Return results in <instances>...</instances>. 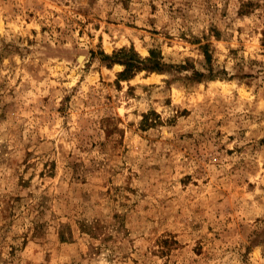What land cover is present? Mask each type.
Instances as JSON below:
<instances>
[{"label": "rangeland", "instance_id": "rangeland-1", "mask_svg": "<svg viewBox=\"0 0 264 264\" xmlns=\"http://www.w3.org/2000/svg\"><path fill=\"white\" fill-rule=\"evenodd\" d=\"M0 264H264V0H0Z\"/></svg>", "mask_w": 264, "mask_h": 264}, {"label": "trees", "instance_id": "trees-1", "mask_svg": "<svg viewBox=\"0 0 264 264\" xmlns=\"http://www.w3.org/2000/svg\"><path fill=\"white\" fill-rule=\"evenodd\" d=\"M110 59L124 65L125 68L121 73L122 76H127V74H131L132 72L141 69L160 71L164 66L154 52H151L148 58L140 59L134 50L122 49L116 52L112 57H110Z\"/></svg>", "mask_w": 264, "mask_h": 264}]
</instances>
